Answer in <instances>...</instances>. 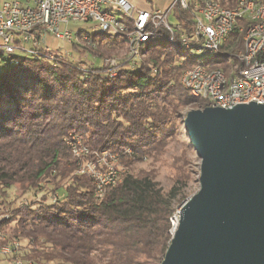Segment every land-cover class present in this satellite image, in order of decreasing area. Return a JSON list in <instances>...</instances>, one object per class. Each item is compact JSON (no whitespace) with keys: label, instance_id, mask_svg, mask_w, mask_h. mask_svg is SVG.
I'll return each mask as SVG.
<instances>
[{"label":"trees","instance_id":"1","mask_svg":"<svg viewBox=\"0 0 264 264\" xmlns=\"http://www.w3.org/2000/svg\"><path fill=\"white\" fill-rule=\"evenodd\" d=\"M179 15L191 30L190 17ZM228 44L240 49L242 36L232 35ZM73 46L79 51L80 45ZM124 49L123 40L103 36L90 53L114 58ZM145 54L137 68L124 66L114 79L94 63L85 73L71 61L56 68L26 56L12 66L0 55L7 66L0 71V216H9L0 221V248L20 243L16 255L0 256V264H15L17 257L24 264L163 262L171 218L186 202L193 175L187 169L193 147L184 111L207 106L180 84L195 61L180 65L184 54L164 40L149 43ZM71 133L82 135L92 151L132 152L122 161L130 173L102 200L93 181L76 173L77 162L65 144ZM172 143L183 147L173 158L172 186L165 191L157 165L165 162ZM145 161L151 168L136 172L134 166ZM14 185L36 193L26 198L27 207L9 200Z\"/></svg>","mask_w":264,"mask_h":264},{"label":"built area","instance_id":"2","mask_svg":"<svg viewBox=\"0 0 264 264\" xmlns=\"http://www.w3.org/2000/svg\"><path fill=\"white\" fill-rule=\"evenodd\" d=\"M174 10L177 22L171 25L169 16ZM179 13L190 17L187 25L191 30ZM71 23H93L98 33L78 32L74 36L67 30ZM62 26L66 27L65 32H61ZM49 34L72 45L84 41L91 48L98 44V35L110 41L123 40V58L104 60L109 79L116 78L124 66L137 68L145 58L147 45L164 40L184 54L180 65L185 59L196 62L183 71L180 84L207 107L229 109L240 104H264V0H174L166 12L139 10L128 0H0V55L12 66L20 65L22 57L16 54L22 52L56 68L71 61L83 72L91 71V64L47 47ZM234 34L242 36L240 49L237 44H228ZM195 54L208 59L200 60ZM216 54L218 58L213 59ZM65 144L77 162V175L93 181L99 200L130 173L122 163L124 156H131L129 149L123 154L92 151L83 136L76 133L69 134ZM19 205L25 208L29 200L24 199ZM179 211L171 218L172 237L179 224ZM7 218L8 215H1L0 221ZM19 249L20 243L15 240L0 248V256L16 255ZM15 264L24 261L17 257Z\"/></svg>","mask_w":264,"mask_h":264},{"label":"water","instance_id":"3","mask_svg":"<svg viewBox=\"0 0 264 264\" xmlns=\"http://www.w3.org/2000/svg\"><path fill=\"white\" fill-rule=\"evenodd\" d=\"M184 130L200 190L161 264H264V104L192 110Z\"/></svg>","mask_w":264,"mask_h":264},{"label":"rangeland","instance_id":"4","mask_svg":"<svg viewBox=\"0 0 264 264\" xmlns=\"http://www.w3.org/2000/svg\"><path fill=\"white\" fill-rule=\"evenodd\" d=\"M132 5H134L137 9L139 10H144V11H154V10H160V11H168L173 4L174 0H128ZM139 2L142 4L141 7L136 6L133 2ZM177 10L172 11V13L169 16V23L171 25H175L177 20ZM66 27L62 26L61 27V32H65ZM67 30L72 32L74 36L77 35L78 32H83L84 34H89V35H95L98 33V31L94 30V24L93 23H71L68 27ZM99 39L103 38L101 35L97 36ZM46 46L49 47L54 53L58 54H63L66 56H69L71 59H75L76 61L79 62H87L89 64H96L97 66L104 67V60L109 58V57H103V59L100 58H95L92 53H90L91 47L89 45L82 41L80 43V47H76L79 49V51L74 49V46L70 43H67L66 41H63L61 39L56 38L55 36L49 34L46 37ZM82 51H85V53H81ZM126 53V49L121 50L116 52V55H111L112 57L115 56V58H120L122 59L123 56ZM17 57H26L24 53L22 52H17L16 54ZM218 54L212 56L213 59L218 58ZM195 58H198L200 60L208 59L203 57L201 54H195ZM6 59V58H5ZM6 65L2 62V59L0 58V71H3L6 69ZM201 108H196V106H188L184 112H190L192 110H199ZM181 142H183V138L180 137ZM182 144L181 143H172L170 145L169 152L166 154L164 160L165 162L163 164L157 165L158 168V176L157 180L160 182L162 187L164 188L165 191H168L170 187L172 186V181L171 177L173 176V169H172V164H173V158L175 156H180L182 153ZM188 166L187 169L189 171L193 172L192 175V181L190 182L186 194H187V200L191 199L195 194H197L200 190V183H199V174H200V166H201V161L197 157L194 149L188 150ZM134 168L136 169V172L139 170H149L151 168L150 166V161H145L142 163H137ZM28 196H36V193H34L32 190H29L28 186H21V185H14L12 194L10 197L11 200H18L20 203L22 200L26 199ZM185 203V202H184ZM183 203V204H184ZM182 204V205H183ZM181 205V206H182ZM180 206V208H181ZM180 208L178 210H180ZM4 213L2 211L0 214ZM11 264V263H10Z\"/></svg>","mask_w":264,"mask_h":264},{"label":"crops","instance_id":"5","mask_svg":"<svg viewBox=\"0 0 264 264\" xmlns=\"http://www.w3.org/2000/svg\"><path fill=\"white\" fill-rule=\"evenodd\" d=\"M136 6H138V7H141L142 6V4L141 3H139V2H133Z\"/></svg>","mask_w":264,"mask_h":264}]
</instances>
